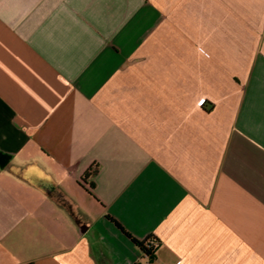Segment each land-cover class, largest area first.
<instances>
[{"label": "crops", "instance_id": "obj_1", "mask_svg": "<svg viewBox=\"0 0 264 264\" xmlns=\"http://www.w3.org/2000/svg\"><path fill=\"white\" fill-rule=\"evenodd\" d=\"M0 264H264V0H0Z\"/></svg>", "mask_w": 264, "mask_h": 264}, {"label": "trees", "instance_id": "obj_2", "mask_svg": "<svg viewBox=\"0 0 264 264\" xmlns=\"http://www.w3.org/2000/svg\"><path fill=\"white\" fill-rule=\"evenodd\" d=\"M120 227V226H119ZM120 229L122 231H124V233L136 244L137 247H139L142 252L146 255V256H149L151 257V259L153 260L154 258V254L157 250V247L154 246L153 243L151 242H141L137 239H135L133 236H131L129 233H127L123 228L120 227Z\"/></svg>", "mask_w": 264, "mask_h": 264}]
</instances>
